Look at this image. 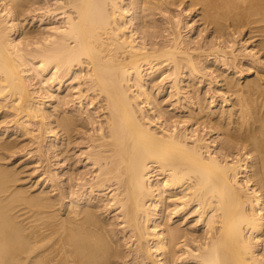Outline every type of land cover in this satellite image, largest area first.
Listing matches in <instances>:
<instances>
[{"label":"bare ground","instance_id":"6f19581e","mask_svg":"<svg viewBox=\"0 0 264 264\" xmlns=\"http://www.w3.org/2000/svg\"><path fill=\"white\" fill-rule=\"evenodd\" d=\"M0 264H264V0H0Z\"/></svg>","mask_w":264,"mask_h":264},{"label":"rangeland","instance_id":"374dc122","mask_svg":"<svg viewBox=\"0 0 264 264\" xmlns=\"http://www.w3.org/2000/svg\"><path fill=\"white\" fill-rule=\"evenodd\" d=\"M26 166H27V167H26V171H27L28 169H30L31 166H29V165H26ZM26 174H27V173H26ZM26 176H27V175H26ZM26 179H27V180H26V184L28 183V185H30L31 181H32V183H33V181H34L35 178H34V177H32V178L29 177V178H26ZM37 186H38V185H37ZM37 186H36V187H37ZM36 187H35V188H36Z\"/></svg>","mask_w":264,"mask_h":264}]
</instances>
